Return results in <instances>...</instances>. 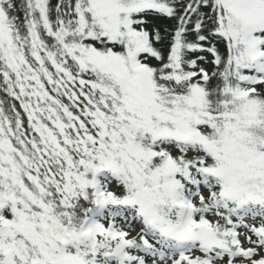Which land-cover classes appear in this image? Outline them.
<instances>
[{
  "label": "snow or ice",
  "instance_id": "snow-or-ice-1",
  "mask_svg": "<svg viewBox=\"0 0 264 264\" xmlns=\"http://www.w3.org/2000/svg\"><path fill=\"white\" fill-rule=\"evenodd\" d=\"M0 264H264V0H0Z\"/></svg>",
  "mask_w": 264,
  "mask_h": 264
}]
</instances>
